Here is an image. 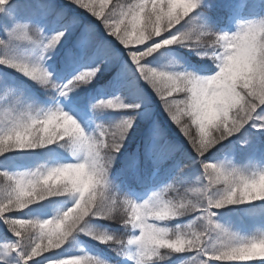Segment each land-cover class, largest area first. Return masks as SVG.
<instances>
[{
	"label": "clouds",
	"instance_id": "obj_1",
	"mask_svg": "<svg viewBox=\"0 0 264 264\" xmlns=\"http://www.w3.org/2000/svg\"><path fill=\"white\" fill-rule=\"evenodd\" d=\"M160 3L163 4V0ZM168 3L177 6V17L183 10L190 9L185 15V21L199 7L197 0H168ZM6 10L7 6L0 4V12L4 13ZM148 17L134 19L129 29L133 43L137 44L136 41H139L137 45L143 46L137 55L150 59L158 53L165 55L166 50L173 47H183L194 50L201 59L210 61L216 69L211 74L189 70L174 56L169 57L161 67H152L161 82L182 95V103L186 104L188 110L185 121L187 125L200 126L202 130L209 122L240 120L243 109L248 107L249 102H258L253 98V93L264 92V16L239 19L234 31L218 30L210 24L201 30H194L190 24L180 28L179 20H169L151 13H148ZM177 28L179 31L168 35L173 32L172 29ZM161 37L165 38L160 39ZM23 43L24 41H19L18 47ZM0 51H3V43H0ZM20 56L28 57L23 54ZM0 66L27 75L23 67L14 68L2 57ZM2 81L3 73H0V82ZM14 90V85H7L0 93L7 95ZM64 120L68 123L61 127ZM218 143L223 141L218 140ZM48 145H58L73 159H47L37 162L30 169L19 171L25 185L24 203L20 211L52 198L65 197L71 201L70 204L62 202L63 206L55 210L50 218H34L37 224L34 231L37 238L41 233L44 235L45 247H62L69 239L81 233L102 243H109L113 237L93 223L96 217L104 216L128 233L126 237L117 238L124 246L120 253L122 256L130 260L136 257L141 264H170L167 259L170 253L179 250L182 243H187L190 238L176 226H163L158 222L187 217L202 207H209L211 202V225L208 218H205L196 228L202 237L208 238L207 256L219 257L235 249L232 252L235 262L254 264L264 261V239L259 236V229L242 235L218 218V210L264 202V176L259 174L264 171V167L232 163L230 167L239 169L252 181L242 187L223 179H213L214 173L209 168L204 173L207 183L202 186L186 187L183 192L175 189L164 191L162 188L142 203H137L113 190L111 171L117 155L109 150V143L103 138V133H87L73 116L65 112L56 122L46 123L10 143L9 153L17 149H43ZM4 155L0 146V157ZM221 163L224 162H209L213 166ZM101 165L104 168L103 175L100 172ZM8 183V178L0 175V189ZM216 226L234 234L230 248L224 247L226 237ZM66 264H81V261L79 257H72ZM100 264L108 262L100 261ZM204 264H210V259L205 260Z\"/></svg>",
	"mask_w": 264,
	"mask_h": 264
},
{
	"label": "snow or ice",
	"instance_id": "obj_2",
	"mask_svg": "<svg viewBox=\"0 0 264 264\" xmlns=\"http://www.w3.org/2000/svg\"><path fill=\"white\" fill-rule=\"evenodd\" d=\"M197 2L199 7L185 21V15H187L190 9L183 10V13L177 17V6L175 4L169 5L168 0H163V4L160 3V0H135L134 3L118 2L108 12L107 16L104 13L108 0H99L98 9L97 0H70L71 4L86 10L91 16L102 17L104 27L110 35L116 37L119 43L125 47L133 44L129 35L132 21L137 18L148 19V13L169 20H179L181 22L180 28H183L186 24H190L194 30L205 28L209 25L207 21V9L204 6V0H197ZM11 3L12 0H0V4L6 6ZM41 8L43 18L52 17L48 21L52 25V30L47 32L39 23L22 22L18 19L19 16L29 14V10L26 6L17 3L16 14L11 21V25H5L6 37H0V43H3V51H0V57L4 58L14 68L23 67L27 75L21 74L22 76L34 81L45 89L57 90L61 97H67L75 90L91 84L105 70L117 53L105 42L97 41L90 30V26H85L75 45L69 48L65 54L67 62L77 65L79 71L66 82L57 83L43 62L50 58L52 52L64 45L69 34L76 27L78 19L76 17H68L64 10H57L51 4H43ZM30 14L35 15L36 13L32 11ZM177 31H179V28L173 32H169L168 35H173ZM164 38L161 37L160 39ZM19 41L28 42L33 46V56L26 58L20 56L18 51ZM156 42L153 41V43ZM136 43L139 44L140 42L136 41ZM140 51L142 49L136 48L126 52L127 60L124 63L123 71L131 77L129 81L133 89L131 98L124 95H115L111 98L102 97L93 104V108L95 109L102 111L112 110L119 114L117 121L98 126V133H103V138L109 143V150L113 154L118 155L124 146V141L127 139L128 134L135 126L137 118L146 114L145 105L147 100L144 90L139 85V82L142 80L147 85H150L160 100L163 101L170 119L181 126L185 136L188 138L194 152V154L188 153L192 162L191 164L196 165L198 163L202 168V172L197 177L198 185L202 186L207 183L204 173L209 168L214 173L213 179L215 180L223 179L225 182L237 184L241 187L247 183H251L252 181L248 180L239 169L230 167L231 162H224L218 166H213L206 161L210 160L209 154L213 149L217 148V146H223L224 142L230 140L233 136L246 133L249 130V126L260 132H264V92L257 91L253 93V98L258 102L255 104L249 102L248 107L243 109L240 120L224 119L223 121L217 120L215 123L209 122L203 126L202 130L200 126H196L197 132L195 135H192L188 130V125L182 123V118H187L188 116V110L186 104L182 103L181 98H177L180 94L161 82L158 75L153 72L149 59L137 55ZM123 52L125 53L124 50ZM118 54L121 56L120 51ZM21 61L23 62L21 63ZM12 93L14 96L11 101L8 94L5 95L7 106L0 113V146H2L5 153L3 156L5 159H7V154H9L10 143L23 135L43 127L46 123L56 122L66 112L60 107L46 111L34 110L31 105H23L21 97L16 95V90L12 91ZM66 113L72 116L68 112ZM67 123L68 121L64 120L60 126L63 127ZM213 133L216 134L214 135ZM252 139L253 137L248 135L244 143L249 144L252 142ZM218 140H222L223 143H218ZM35 150L38 149H17L15 152ZM178 150V146L170 144L160 145L158 142L153 144L151 149L154 158L158 160L168 159ZM197 157L202 159L198 161ZM187 167L188 165L185 164L179 168L173 182L167 184L164 187V191H168L169 189L180 191L178 185L183 186L185 184L182 176L185 175ZM100 172L103 175V165L100 166ZM259 174L264 176V171H261ZM0 175L5 176L9 180V183L0 189V227L5 228L7 232H10L15 237V239H11L7 235H4V242L0 243V264H66L72 257H79L81 264H100L101 260L91 255L69 254L64 248L65 245L56 248L45 247L46 240L44 235L41 233L39 238H37L34 231L37 227L34 218L27 217L25 211L19 210L23 207L25 187L24 178L21 173L19 171H9L5 168L0 170ZM210 205L211 202H209V207H202L189 215L193 217L190 222L176 225L190 239L187 243H182L179 250H174L170 253L167 257L170 264H204L205 260L208 259H210V264L235 262V257L232 255L235 249L223 253L219 257L209 258L207 256L209 251L208 238L202 237L196 231L197 226L205 218H208V222L211 225L212 211L210 210ZM179 218L183 217L174 219ZM95 219L107 220L104 216L96 217ZM174 219L158 223L168 226ZM216 228L224 232L226 237L224 247L230 248V242L235 238L234 234L219 226H216ZM122 229V232H112L104 229L106 234L113 237L107 244L96 240L94 237L90 236V238L108 245L120 254L124 246L117 241V238L128 235L123 227ZM137 230L139 233V229ZM259 236L264 239V228L259 229ZM132 261L134 264H141V261L136 257H133Z\"/></svg>",
	"mask_w": 264,
	"mask_h": 264
},
{
	"label": "rangeland",
	"instance_id": "obj_3",
	"mask_svg": "<svg viewBox=\"0 0 264 264\" xmlns=\"http://www.w3.org/2000/svg\"><path fill=\"white\" fill-rule=\"evenodd\" d=\"M111 1L112 0H108L105 7V16L108 14V7ZM17 3L26 6L29 10V14L19 16L18 19L22 22L39 23V25L47 32L52 30V25L48 22L52 17L49 16L47 19L42 17L41 6L43 4L54 5L57 10H64L68 17H76L78 19L76 27L73 32L69 34L64 45L52 52L50 58L43 62L44 66L50 73H52L53 79L57 83L66 82L74 76L77 71H79L77 65L69 64L67 62L65 54L69 48H72L75 45L85 26H90V30L97 41L105 42L109 47L113 48L117 54L114 55L112 61L105 70H103L91 84L87 85H98L99 87H97V91L90 93L86 97H84L83 91L80 90V88L67 97H61L57 90L45 89L25 76H23L25 81L19 82L16 76L22 75L14 70L4 69L3 66H0V73H3V81L0 82V92H2L3 88L7 85H14L16 88V95L21 97L23 105H31L34 110L38 111H46L48 109L60 107L72 115L89 134L98 133V126L101 124H109L117 121L119 119L118 113L112 110L102 111L95 109L93 108V104L102 97L111 98L115 95H124L131 98L133 93V89L129 84L131 77L123 71L124 63L127 60L126 52L130 49L134 50L143 46L134 43L129 44L126 47L121 45L116 37L111 36L108 30L104 27L102 17L98 18L91 16L86 10L80 9L76 5L71 4L70 0H12V3L7 6L6 12L0 14V37H6L5 25H11V21L16 14ZM204 5L208 11L207 21L210 25L213 24L212 22L215 24L217 19L216 16H221L216 23L218 30L234 31L237 20L264 16V0H215L212 4H208L206 0H204ZM98 8L99 0H97V9ZM32 11H35L36 14H30ZM177 27H179V25H177ZM171 31H175V29H172ZM164 35H167V33ZM18 51L20 54L33 56L34 50L30 43L24 42L18 47ZM119 51L121 52V56L118 54ZM173 56L177 57L187 69L198 72V68L192 64L193 62L190 60L188 61L185 55L176 50V47L166 50L165 55L158 53L154 57H151L149 59L150 66L159 68L167 62L169 57ZM63 57L64 60L61 63L60 60ZM110 75L113 76L111 79L108 78ZM31 85H36L42 88L38 95L39 97L34 93L35 91ZM139 85L144 90L146 96L147 103L145 108L147 111L146 114L137 118L136 123L142 122L143 124H148L149 136L146 140L147 145L143 149H139L135 152L134 156L133 154L128 155L127 160L134 164L136 170L140 166L142 155L145 156V159L148 162V165H146V171H141L140 173L144 176V182H150L151 187L146 191L133 189L134 193L137 195L135 201L137 203H142L152 193L163 188V186L156 185L158 184L157 179L159 178L161 167L167 164L166 162L170 160V158L162 160L154 158L151 151L153 144L158 142L160 145L170 144L178 146L179 150L174 154L182 155V152L185 151L182 145L171 134L173 131L170 129V126H173V122L165 109L163 101L160 100L159 96L156 95L151 86L147 85L146 82L141 80ZM8 96L11 101L14 94L9 92ZM6 106L5 95L0 93V113H2ZM96 113L99 114V117H97ZM182 123H184L183 120ZM173 129L178 130L179 125L174 124ZM248 135H251L253 139L251 143L246 144L244 141ZM263 137L264 132H260L249 126V130L246 133H241L234 138L229 149L221 152V154L212 161L208 160L206 162H231L240 166L264 167ZM60 149L61 148L57 145L53 147L48 146L35 151L13 152V154L7 155V159H5V157H0V170L7 168L9 171L13 172L24 171L32 168L37 162L47 159L63 161H71L73 159L64 149ZM200 159L202 158L197 157L198 161ZM191 163L188 153L185 152L181 157L180 162H178L175 167V170L170 175L173 180L179 168L185 164L188 165L185 169V175L182 176L185 184L180 187L183 189L186 187L198 186L197 177L202 172V168L198 163L196 165H192ZM130 180H133V178H130ZM115 184L116 183L113 182V186H115ZM130 184L132 185L133 183ZM130 184L125 181L124 185L121 184V188L129 190L131 189ZM64 201H67L69 204L71 203L68 198L59 197L34 204L31 208L25 210V215L30 218L38 219L50 218L55 214V210H58L63 206L62 202ZM263 203L264 202L262 201H257L248 204L230 206L218 210V218L222 223L231 227L234 231H237L242 235H248L257 229L264 228ZM247 205L253 207L249 208ZM93 223L98 227L96 221H93ZM136 232L138 234V230H136ZM4 235H7L11 239H15L10 232H7L5 228L0 227V243L4 242ZM89 239L92 238L82 233L78 234L75 238L69 239L64 248L69 254H87L106 262L107 258L105 256L96 254L94 247L89 244ZM121 264H134V262L125 257ZM220 264H244V262H220ZM254 264L258 263L254 262Z\"/></svg>",
	"mask_w": 264,
	"mask_h": 264
},
{
	"label": "trees",
	"instance_id": "obj_4",
	"mask_svg": "<svg viewBox=\"0 0 264 264\" xmlns=\"http://www.w3.org/2000/svg\"><path fill=\"white\" fill-rule=\"evenodd\" d=\"M118 2L134 3L135 0H112L109 4L108 12L111 11L112 7L115 4H117ZM206 2L208 4H212L215 2V0H206ZM207 13H208V11H207ZM220 17L221 16H219V17L216 16L217 19H216V21L214 20L215 24H214V22H212L213 23L212 26H214L216 29H217L216 23H217L218 19H220ZM176 50H178L180 53L185 55V57L188 61L189 60L192 61L193 62L192 64H194L198 68V72H200L202 74H210V73L215 71L214 65L208 60L201 59L200 56H198L194 50H190L188 48H183V47H176ZM63 60H64V57L61 58L60 62L62 63ZM16 77L19 80V82L25 81V78L23 76H16ZM112 77L113 76H111V75L108 76L109 79H111ZM31 87L35 91L34 93L38 96L39 93L41 92L42 88H40L39 86H36V85L35 86L31 85ZM97 87H99V86L98 85H91V86L82 87V88H80V90L83 91V95H84V97H86L90 93L97 91ZM177 98H182V95H178ZM96 115H97V117H99L98 113H96ZM182 120L185 123L187 118L184 117V118H182ZM172 122H173L172 123L173 126L172 127L170 126V129L173 131L171 133L173 135V137H175V139L182 145V147L184 148V151L186 153L194 154V152L191 148V144H190L188 138L185 136L181 126L179 125V129L175 130L173 128H174V124H176V123L174 121H172ZM148 126H149L148 124H143L142 122H138L135 124V126L133 127L131 132L128 134L127 139L124 141V146L121 149L120 153L117 155L115 165L112 168V174H111L112 181L116 183L115 186H113V190L118 195L123 196V197H128L134 201L136 199V194L134 193L133 189L146 191L151 187L150 182H148V183L144 182V180H145L144 176L142 175V173H140L141 171H146V165H148V162L146 161L145 156L142 155V157L140 159V161H141L140 166L136 170V167L134 166V164L130 163L127 160V156L130 154H133V156H134L135 152H137L139 149H143L147 145L146 140L149 136V127ZM188 130L192 135H195L197 132L195 125H191V124L188 125ZM235 137L236 136H233L230 138V140L225 141L223 146H217V148L213 149V151L209 154L210 161H212L213 159L218 157L221 154V152L229 149V147L231 146V143ZM53 146H57V145H51V147H53ZM185 152H182V153L184 154ZM10 154H13V153H9L7 155H10ZM183 154L182 155L181 154L180 155L174 154L173 156L170 157V160H168V162H166L167 164H165L161 167L159 178L157 179L158 180V184H156L157 186H163V188H164L165 186H167V184L173 182L174 178L172 180V177L170 175L175 170V167L177 166L178 162H180ZM125 157H126V160H125ZM130 178H133V180H130ZM125 181H127V183L129 182V184L133 183L132 185L130 184L131 189L128 190L126 188H121V184L124 185ZM178 187L180 188L181 192L184 191V189L182 187H180V185H178ZM263 205H264V203H263ZM247 207L252 208L253 206L247 205ZM191 219H193V217H191V216H187V217H183V218H179V219H174L173 221H171L170 226L186 224V223L190 222ZM94 221H96L98 227L101 229H106V230L112 231V232H122L123 231L122 227L119 224H115V223L107 221V220L95 219ZM88 241H89V244L94 247V251L96 252V254L105 256L107 258L106 262H108V264H121L124 261L125 256L118 254L116 251H114L108 245L99 243L98 241H96L94 239H89ZM185 255H191V254H185ZM256 263L264 264V261H257Z\"/></svg>",
	"mask_w": 264,
	"mask_h": 264
}]
</instances>
